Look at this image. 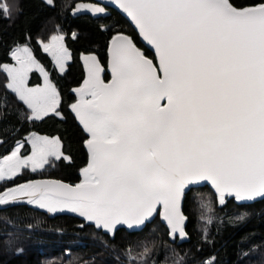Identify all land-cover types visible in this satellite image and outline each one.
Segmentation results:
<instances>
[{
	"label": "snow or ice",
	"instance_id": "obj_1",
	"mask_svg": "<svg viewBox=\"0 0 264 264\" xmlns=\"http://www.w3.org/2000/svg\"><path fill=\"white\" fill-rule=\"evenodd\" d=\"M44 2L51 6L54 0ZM116 3L154 46L159 63L120 33L111 41L110 82L97 58L85 57L88 79L71 106L88 133L83 182L18 185L0 193V206L27 197L51 213H78L112 235L118 225H143L162 207L171 237L187 238L181 201L192 185L210 182L222 206L227 196L264 197V0L244 8L231 0ZM81 10L105 12L97 6ZM3 11L10 16L6 4ZM51 39L44 51L63 71L70 53L62 35ZM12 55L18 66L3 65L6 87L26 105V118L60 116L59 93L31 50L18 47ZM34 67L44 73V87H28ZM29 142L31 156L22 157L24 144L18 143L2 158L0 180L29 165L35 172L49 157L66 158L58 137L32 133ZM206 264H215L214 258Z\"/></svg>",
	"mask_w": 264,
	"mask_h": 264
},
{
	"label": "trees",
	"instance_id": "obj_2",
	"mask_svg": "<svg viewBox=\"0 0 264 264\" xmlns=\"http://www.w3.org/2000/svg\"><path fill=\"white\" fill-rule=\"evenodd\" d=\"M231 2L246 7L258 0ZM5 4L10 16L3 11ZM85 6L103 7L105 12L82 11ZM60 29L71 52V62L63 74L56 70L40 43L49 42ZM118 33L130 34L154 58L125 17L95 0H54L51 6L44 0H0V139L3 141L0 158L10 154L18 141L25 142L22 155H27L31 147L26 136L32 132L58 137L63 153L69 156V160H52L41 172L23 169L14 179L0 182V192L38 177L58 178L72 184L83 181V169L89 163L85 147L88 134L71 108L78 100L74 89L85 79L82 55L97 53L107 66L108 43ZM24 45L31 48L56 86L60 94V116L28 120L29 110L6 87L9 78L3 65L11 64V51ZM109 78L106 74V79ZM42 82L39 72L31 73L29 85ZM225 201L220 205L208 186L191 189L184 205L190 241L182 245L170 241L160 214L143 231L130 233L121 229L112 238L78 218L52 217L32 205L14 206L0 210V264H206L213 258L215 264H264V200L249 205L235 198ZM202 203L207 207H201Z\"/></svg>",
	"mask_w": 264,
	"mask_h": 264
},
{
	"label": "water",
	"instance_id": "obj_3",
	"mask_svg": "<svg viewBox=\"0 0 264 264\" xmlns=\"http://www.w3.org/2000/svg\"><path fill=\"white\" fill-rule=\"evenodd\" d=\"M95 1L98 2L99 4L103 5V6L110 7V8H113V9L117 10V11H118L123 17H125V18L128 20V22L132 25V27L136 30V32L138 33L139 38H140V41L142 42V44L154 54V58H151L150 56H148V55L146 54V50L143 49V48H141V47L136 43V41L133 39V37H132L130 34H127V33H120V34H123V35H125V36L130 37L131 40L133 41V43H135V45L137 46V48H139V49L141 50V52H143L144 55H145L148 59L152 60L154 64H158V63H159L158 56H157V54H156V51H155L154 46L150 45V44L144 39L143 35L141 34V32H140L139 28L137 27V25L135 24V22L131 19L130 16H128L127 13H125V12L119 7V5L116 3V0H95ZM236 7H237V6H236ZM246 7H249V6H246ZM238 8H244V7H238ZM116 35H117V34H116ZM116 35H114V36H116ZM114 36H113V37H114ZM113 37L109 40V43H108V49H107V53H108V64H107V66H105V65L102 63V61H101V59H100V57H99V55H98L97 53L89 52V53H84V54L82 55V62H83L84 69H85V79H84V81H83L78 87H76V88L74 89V92H75V93L77 94V96H78V100H77L74 104L78 103V101H79V99H80L79 92H78L77 90L83 88V87H84V82L88 79V67H87V62H86V60H85V57L95 56V57L97 58V60L99 61L101 67L103 68V72L101 73V76H102V78L104 79L105 83H108V82L111 81V79H112V73H111V47H112V45H111V41H112ZM106 74H109V76H110V78H109L108 80L106 79ZM162 103H163V102H162ZM72 111H73V110H72ZM73 113H74V111H73ZM74 115H75V113H74ZM75 117H76V115H75ZM76 119H77L78 123L81 125V123L79 122V120H78L77 117H76ZM81 126H82V125H81ZM82 128H83V126H82ZM85 132H86V131H85ZM86 133H87V132H86ZM87 134H88V133H87ZM85 147H86V149H87V151H88V148H87V146H86V143H85ZM88 154H89V151H88ZM89 159H90V157H89ZM83 179H84V176H83ZM36 181H59V182H62V183H64V184L72 185V186H75V185L80 184V183L83 182V181H81V182H79V183H77V184H72V183L66 182V181H64V180H62V179H58V178H52V177H38V178L28 179V180H26V181H23V182H20V183L14 184V185H12V186H9L7 189H5L4 191H2V192H0V193H3V192H5V191L8 190V189L15 188V187H17L18 185H24V184H27V183H29V182H36ZM206 186L210 187V188L215 192V190H214V186H212L211 183H210V182H207V181H201V182H198V183L192 185V186H191V189H193V188H198V187H206ZM188 193H189V192H186V195H187ZM215 194H216V192H215ZM186 195H185V197H184V198L182 199V201H181V211L183 212V214H184L185 217H186V221H185L184 227H185V231H186V233H187V238H180L179 236H177V238L173 239V238L171 237L169 227H168L166 221L163 219V209H162V207H158L156 214H154L153 217H152L150 220L145 221V223H144L143 225H140V226H134V227H129L128 225H118V226H117V230H116V232H115L114 235H112V234H110V233H106V232L103 231V230H102V231L105 232L106 234H109L112 238H114V237L116 236L117 232L120 231L121 229H125V230H127L128 232H130V233L141 232V231H143V230L147 227V225H148L149 223L153 222V221L157 218V216L160 214V216H161V220H162L163 224L168 228L170 241H171L172 243H177L178 245H182V244H184V243H187V242L190 241V235H189V233H188V231H187V225H188L189 218H188V216H187V215L185 214V212H184V205H185V198H186ZM216 195H217V194H216ZM217 197H218V196H217ZM227 198H235V197H234V196H227V197L225 198V200H226ZM235 199H236V198H235ZM236 200H237V199H236ZM262 200H264V197H259V196H258V197H255V198H253V199H250V200H249V199H245V200H237V201H238L239 203H241V204H248V205H249V204H254V203H256V202H258V201H262ZM23 205H31V204H28V203H27V197L21 198V199L18 200L17 202L12 203V204H9V205L0 206V210H5V209H8V208H11V207H14V206H23ZM32 206H33V208L36 209V210H39V211H42V212L49 213L52 217H58V216H69V217H74V218H78V219H81V220L85 221V219H84L83 217H81L78 213H73V212H71L70 210H67V209H65L64 211H58V212H56V213H51V212H49V211H47V210H45V209H40V208H38V207L35 206V205H32ZM85 222H86V221H85ZM87 223H88V222H87ZM88 224H90V223H88ZM90 225H92V224H90ZM99 230H100V229H99Z\"/></svg>",
	"mask_w": 264,
	"mask_h": 264
},
{
	"label": "rangeland",
	"instance_id": "obj_4",
	"mask_svg": "<svg viewBox=\"0 0 264 264\" xmlns=\"http://www.w3.org/2000/svg\"><path fill=\"white\" fill-rule=\"evenodd\" d=\"M57 35H62L63 37H64V39H63V41H62V43L65 45V34H64V32L60 29L59 30V32L57 33V34H55V35H53V36H57ZM52 36V37H53ZM41 43V46H42V48H43V50H44V45L45 44H51L52 43V39H50V41L49 42H46V43H44V42H40ZM18 47H28L30 50H31V48L29 47V46H26V45H24V46H18ZM18 47H15L12 51H11V56H12V58H13V62L11 63V64H5V65H9V66H18L17 65V61H16V59L13 57V55H12V53H13V51H15ZM69 51V50H68ZM46 52V51H45ZM31 53H32V55H33V57L35 58V56H34V54H33V52H32V50H31ZM46 53H48L49 55H50V57L52 58V60H53V64H54V67L56 68V70L60 73V74H63L66 70H67V66H68V64L71 62V58L66 62V64H65V67H64V70L63 71H61V69L59 68V66L56 64V62H55V60H54V58L52 57V55L49 53V52H46ZM69 53H70V56H71V52L69 51ZM35 60L38 62V65L40 66V67H42L43 69H44V66L35 58ZM32 72H39L40 73V75L42 76V80H43V82H42V84H40V85H34V86H31V85H29V80H30V78H31V73ZM44 72L45 73H47V76H48V81H50V83L51 84H53L54 85V83L50 80V77H49V73L44 69ZM6 73V72H5ZM7 74V73H6ZM9 78V77H8ZM9 83V82H8ZM44 85H45V76H44V73H42L40 70H39V68H33L29 73H28V87H31V88H35V87H44ZM55 86V85H54ZM55 88H56V86H55ZM56 90H57V88H56ZM57 92H58V90H57ZM59 93V92H58ZM59 105H60V94H59ZM26 106V105H25ZM59 108V107H58ZM57 111H58V109H57ZM32 133H36L37 135H41V136H47V135H42V134H39V133H37V132H32ZM32 133H30L29 135H27L26 136V142L30 145V152L27 154V155H22V149L23 148H21V150H20V155L22 156V157H29V156H31L32 155V146H31V144H30V139H31V135H32ZM47 137H49V138H57V137H50V136H47ZM18 143H23V144H25V142L24 141H18L17 142V144ZM17 144L15 145V147H14V149L16 148V146H17ZM62 144V143H61ZM13 149V150H14ZM12 150V151H13ZM11 154V153H10ZM10 154H8V155H6V156H9ZM5 157V156H4ZM64 157H66V159H68L69 160V156H67V155H65L64 154ZM3 158V157H2ZM2 158H0V161H2ZM52 160H56V159H54V158H52V157H49V163H46L42 168H37V170L35 171V172H33L32 170H31V165H29V167H27V168H24V169H29L32 173H36V172H41V171H43L48 165H50V163H51V161ZM22 171H23V169L20 171V173H18L17 175H19V174H21L22 173ZM16 175V176H17ZM15 176V177H16ZM15 177H13L12 179H14ZM12 179H10V180H12ZM5 181H9V179H4V180H0V182H5Z\"/></svg>",
	"mask_w": 264,
	"mask_h": 264
},
{
	"label": "crops",
	"instance_id": "obj_5",
	"mask_svg": "<svg viewBox=\"0 0 264 264\" xmlns=\"http://www.w3.org/2000/svg\"><path fill=\"white\" fill-rule=\"evenodd\" d=\"M1 140V139H0ZM60 140V139H59Z\"/></svg>",
	"mask_w": 264,
	"mask_h": 264
}]
</instances>
